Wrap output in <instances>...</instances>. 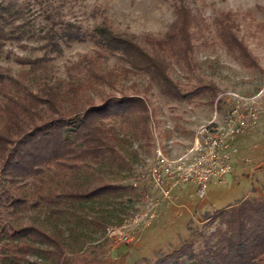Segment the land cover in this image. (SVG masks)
Listing matches in <instances>:
<instances>
[{
  "label": "rangeland",
  "instance_id": "obj_1",
  "mask_svg": "<svg viewBox=\"0 0 264 264\" xmlns=\"http://www.w3.org/2000/svg\"><path fill=\"white\" fill-rule=\"evenodd\" d=\"M180 5L200 16L202 22L199 30L193 27L189 56L165 54L167 72L185 92L204 85L210 90L182 100L168 97L145 73H128L121 59L105 56L100 70L111 76L88 92L94 103L108 95L124 94L138 96L146 105L144 114L134 111L107 121L118 137L112 157L80 170L76 177L92 186L102 182L132 184L134 192L86 202L74 208L71 221L63 218L58 222L62 228L70 227L75 250L93 264H150L187 240L200 249L206 236L221 225L214 216L216 211L264 197V0H0V7L21 12L17 22L24 21L28 31L35 33L23 37L25 47L15 41L3 45L0 67L13 76L29 66L6 58L5 51L42 55L48 50L41 48L44 40L39 37L63 21L80 26L87 34L105 16L116 31L134 35L149 49L143 36L163 37ZM226 12L233 14L227 25L249 56L229 51L219 39L214 20ZM94 50L92 42L85 39L64 47L59 55L48 52L52 58L38 73L45 71L49 82L70 79L67 67ZM84 73L75 70L71 79L80 84L86 79ZM37 81L36 75L24 80L30 85ZM227 115H239L244 121L225 148L232 170L210 182L204 198L197 196L196 186L190 182L177 185L170 198H162L149 179L156 149L174 157L192 144L201 125L216 121L224 129ZM32 213L41 221L40 212ZM46 263L32 254L21 264Z\"/></svg>",
  "mask_w": 264,
  "mask_h": 264
},
{
  "label": "trees",
  "instance_id": "obj_2",
  "mask_svg": "<svg viewBox=\"0 0 264 264\" xmlns=\"http://www.w3.org/2000/svg\"><path fill=\"white\" fill-rule=\"evenodd\" d=\"M232 15L226 12L214 20L218 37L229 51L249 56L227 25ZM21 16L18 10L0 7V52L6 41L25 47L23 37L35 34L24 21L17 22ZM201 22L200 16L180 5L163 37L143 36L147 49L134 35L116 31L105 16L87 34L63 21L39 37L44 40L41 48L48 50L42 55L5 51L6 58L29 68L13 76L0 67V264H21L32 254L46 264H93L75 250L70 227L62 228L58 222L71 221L74 208L86 202L134 192L132 184L92 186L76 177L80 170L112 157L118 137L109 119L146 112L142 98L134 95H108L99 103L89 99V90L111 76L100 70L103 58L116 56L127 64L128 73H145L168 97L182 100L199 95L211 87L181 90L167 72L165 54L189 56L193 27L199 30ZM85 39L95 50L67 67L70 79L49 82L45 71L38 73L52 58L48 52L59 55L64 47ZM75 70L85 72V81L79 84L71 79ZM31 75L38 81L30 85L24 80ZM32 211L42 214L41 221L32 217ZM214 216L221 225L206 236L203 247L196 250L193 241L187 240L150 264H264V197L243 200Z\"/></svg>",
  "mask_w": 264,
  "mask_h": 264
},
{
  "label": "built area",
  "instance_id": "obj_3",
  "mask_svg": "<svg viewBox=\"0 0 264 264\" xmlns=\"http://www.w3.org/2000/svg\"><path fill=\"white\" fill-rule=\"evenodd\" d=\"M224 129L216 121L201 125L195 132L192 144L174 157L166 156L158 147L149 168L152 188L162 198H170L172 189L182 183H193L199 198H204L207 186L232 170L226 153L228 138L239 132L244 124L239 115H227Z\"/></svg>",
  "mask_w": 264,
  "mask_h": 264
},
{
  "label": "crops",
  "instance_id": "obj_4",
  "mask_svg": "<svg viewBox=\"0 0 264 264\" xmlns=\"http://www.w3.org/2000/svg\"><path fill=\"white\" fill-rule=\"evenodd\" d=\"M174 188H175V187H174ZM174 188H173V189H174Z\"/></svg>",
  "mask_w": 264,
  "mask_h": 264
}]
</instances>
